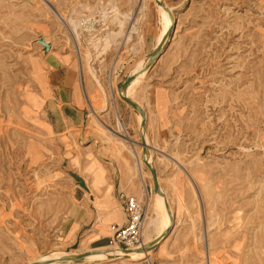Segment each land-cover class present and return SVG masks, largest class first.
Returning <instances> with one entry per match:
<instances>
[{"label": "rangeland", "instance_id": "1", "mask_svg": "<svg viewBox=\"0 0 264 264\" xmlns=\"http://www.w3.org/2000/svg\"><path fill=\"white\" fill-rule=\"evenodd\" d=\"M159 5L178 17L151 62ZM67 69L78 113L61 100ZM93 161L106 198L88 194ZM146 161L175 227L147 258L108 261V241L83 236L97 202L121 208L119 169L156 196ZM39 262L264 264V0H0V264Z\"/></svg>", "mask_w": 264, "mask_h": 264}, {"label": "crops", "instance_id": "2", "mask_svg": "<svg viewBox=\"0 0 264 264\" xmlns=\"http://www.w3.org/2000/svg\"><path fill=\"white\" fill-rule=\"evenodd\" d=\"M77 84L76 71H73V69L65 70L62 75L61 89L63 92L61 93V100L63 101V105H66L68 109L73 108L77 110L78 113L82 109V96ZM66 88H68L69 94L67 93L68 90ZM88 170H90V173L92 174L91 182L86 181L90 190L88 194L95 192V194L99 197L106 198L107 193H109V189L112 187L109 183L106 169L99 162L97 163L93 161L89 165ZM119 171L121 174V180L119 187L115 192L117 197L120 199L121 194L125 193L127 195H135L137 197L144 198L145 185L141 183L142 186H140L138 180L130 177L128 173L125 172L124 168L119 169ZM120 206L121 208L112 199L97 202V213L92 216V218H95L96 223L93 227L87 229V232L84 234V243H86L84 245H87V243L93 244L103 241H108L109 243L113 227L121 225L125 221V214L121 202ZM81 223V221H74L69 228L67 234L71 242H76L78 240Z\"/></svg>", "mask_w": 264, "mask_h": 264}, {"label": "bare ground", "instance_id": "3", "mask_svg": "<svg viewBox=\"0 0 264 264\" xmlns=\"http://www.w3.org/2000/svg\"><path fill=\"white\" fill-rule=\"evenodd\" d=\"M159 6H160V15H161L163 22H164V25H163L164 30L161 34V37L159 38L158 46H161V44H162L161 49H165L164 45L167 41V38H165V37H167L166 35H167L169 29L171 28L172 24L174 23V21L177 19L178 14H175V13L170 14V10L167 9L166 6H161V5H159ZM77 26H81V28L85 27L88 30H92V29L94 30L95 29L94 28L95 25L93 24V22L87 18L80 19L77 24L75 23V28ZM107 38H109V37H107ZM105 44H106V42H105ZM151 62H152V60H151ZM151 62L149 61V64H147V62H142L141 66H143L146 63V66H145V68H146L148 65H150ZM145 68H143L142 70H144ZM147 68H146V70H147ZM142 70H140L141 72L140 71H137V72H139V74H141ZM133 84L134 83L132 81L131 84L126 89H123V90H126L123 92L125 95L127 93H129L130 88ZM138 113L142 115L141 112H138ZM141 129L143 131V135H144V139H145L143 122L141 123ZM138 160H139V158H138ZM137 165H138L137 168L140 171L141 162L139 161V164H137ZM158 181H159L162 193L157 192L156 196L153 199H151L149 196V198H148V207L149 208H148V213L146 216L145 229H144L145 235L147 237L150 235V232L152 229H154L157 236L152 239L153 241L147 240V242H145V244L141 248L133 249L130 251V253L126 254L125 256H123V255L119 256V254H116L113 251H110L109 249H108L109 250L108 252H102L101 255H99V256H103L104 258H108V261H119L121 263L138 262V261H141V260L147 258L149 256L150 252L153 251V250H148L147 249L148 246H150L151 244H155L156 242H158L159 245L161 244V241H163L166 238V237H164V232L167 229H171V232H172L173 228L175 227V222H174V219L172 217V212H171L169 202L167 200L166 195L164 194L163 187L160 183L159 176H158ZM142 184H145L144 180H142ZM86 189H87V187H86ZM208 258H209L208 260L211 259L210 253H208ZM40 260H41V258H40ZM208 264H210V263L208 262Z\"/></svg>", "mask_w": 264, "mask_h": 264}, {"label": "built area", "instance_id": "4", "mask_svg": "<svg viewBox=\"0 0 264 264\" xmlns=\"http://www.w3.org/2000/svg\"><path fill=\"white\" fill-rule=\"evenodd\" d=\"M148 196V192L144 194V198L121 194L125 221L122 225L113 227L107 246L110 251L120 255L123 250H133L144 245Z\"/></svg>", "mask_w": 264, "mask_h": 264}, {"label": "water", "instance_id": "5", "mask_svg": "<svg viewBox=\"0 0 264 264\" xmlns=\"http://www.w3.org/2000/svg\"><path fill=\"white\" fill-rule=\"evenodd\" d=\"M161 6H163V5H161ZM172 31H173V26L169 29V31H168V33L166 35L167 37H165V38H167V41H168V39H169ZM167 41H166V43H167ZM166 43H165V45H166ZM165 45H164V47H165ZM161 46H162V44H161ZM161 46L156 47L154 49V51L152 52L151 57H150L151 60H152V62L155 61L162 54L163 49H161ZM137 75H139V74H134L127 81H125V83L122 85L123 89H126L131 84V82L137 77ZM121 97H122V99L125 102H127L129 105H131L133 108H135L138 112H141L142 115L144 116V111L141 108V106H139L137 103H135L134 101H132L127 96L121 95ZM143 124H144V121H143ZM143 144H144V151L147 152V143L145 141H143ZM146 164H147L149 170L152 173L155 190L157 192H159V193H162V190H161V187H160V184H159V181H158V174H157L156 169L154 168V166L150 162L146 161ZM170 233H171V229H167L164 232V237H167ZM158 247H159V243L156 242L155 244H151L150 246H148L147 249L154 251ZM130 251L131 250H123L119 256H122V255L125 256L126 254L130 253ZM87 255L88 254L80 255L79 258L80 257H83V256H87ZM41 263H43V262H39V263H35V264H41Z\"/></svg>", "mask_w": 264, "mask_h": 264}]
</instances>
